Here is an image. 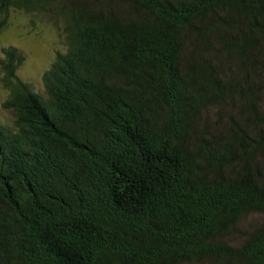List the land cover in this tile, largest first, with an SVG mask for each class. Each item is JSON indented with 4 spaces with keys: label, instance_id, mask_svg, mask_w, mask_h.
Wrapping results in <instances>:
<instances>
[{
    "label": "trees",
    "instance_id": "trees-1",
    "mask_svg": "<svg viewBox=\"0 0 264 264\" xmlns=\"http://www.w3.org/2000/svg\"><path fill=\"white\" fill-rule=\"evenodd\" d=\"M0 264H264V0H0Z\"/></svg>",
    "mask_w": 264,
    "mask_h": 264
},
{
    "label": "rangeland",
    "instance_id": "rangeland-1",
    "mask_svg": "<svg viewBox=\"0 0 264 264\" xmlns=\"http://www.w3.org/2000/svg\"><path fill=\"white\" fill-rule=\"evenodd\" d=\"M6 30L0 32V43L14 44L23 53V62L18 68L17 76L42 92L40 78L47 68L51 52L57 47V34L54 27L39 19L26 24L25 20H14ZM2 72L0 70V121L8 118L9 112L1 107L6 97V90L2 86Z\"/></svg>",
    "mask_w": 264,
    "mask_h": 264
}]
</instances>
